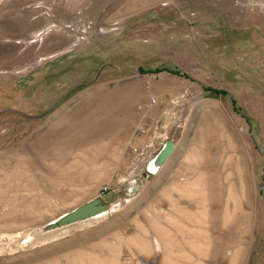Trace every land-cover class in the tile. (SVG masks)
I'll list each match as a JSON object with an SVG mask.
<instances>
[{
    "label": "rangeland",
    "instance_id": "obj_1",
    "mask_svg": "<svg viewBox=\"0 0 264 264\" xmlns=\"http://www.w3.org/2000/svg\"><path fill=\"white\" fill-rule=\"evenodd\" d=\"M0 264H264V0H0Z\"/></svg>",
    "mask_w": 264,
    "mask_h": 264
},
{
    "label": "water",
    "instance_id": "obj_2",
    "mask_svg": "<svg viewBox=\"0 0 264 264\" xmlns=\"http://www.w3.org/2000/svg\"><path fill=\"white\" fill-rule=\"evenodd\" d=\"M174 148V144L167 143L158 155L153 159L152 164L148 167L150 172H156V170L162 165L166 156L171 153ZM139 181L137 178H133L129 181L127 195L132 196L137 192L139 187ZM107 209L106 205L101 203L100 199L91 200L80 207L72 210L69 213L64 214L54 225H67L74 222H78L95 215H99Z\"/></svg>",
    "mask_w": 264,
    "mask_h": 264
},
{
    "label": "trees",
    "instance_id": "obj_3",
    "mask_svg": "<svg viewBox=\"0 0 264 264\" xmlns=\"http://www.w3.org/2000/svg\"><path fill=\"white\" fill-rule=\"evenodd\" d=\"M161 72H170V73H174V74H177L179 76H183L187 79H190L192 81L196 80L194 79V77H192L189 73H186L178 68H175V70H173L172 68H169L167 66H161V67H157V73H161ZM201 86L203 87V89L205 91H208V92H213V93H216V94H220V95H228L231 97L232 99V103H233V107L235 109L236 107V100L234 99V97L230 94V92L228 90H220V89H217V88H212L210 86H207V85H204L203 83L201 84Z\"/></svg>",
    "mask_w": 264,
    "mask_h": 264
},
{
    "label": "built area",
    "instance_id": "obj_4",
    "mask_svg": "<svg viewBox=\"0 0 264 264\" xmlns=\"http://www.w3.org/2000/svg\"><path fill=\"white\" fill-rule=\"evenodd\" d=\"M144 131H145V130H142L143 133H144ZM106 189H107V188H105V190H106Z\"/></svg>",
    "mask_w": 264,
    "mask_h": 264
}]
</instances>
